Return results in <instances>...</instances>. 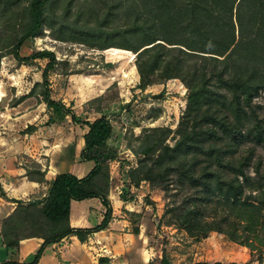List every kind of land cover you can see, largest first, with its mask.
Masks as SVG:
<instances>
[{"label":"trees","instance_id":"1","mask_svg":"<svg viewBox=\"0 0 264 264\" xmlns=\"http://www.w3.org/2000/svg\"><path fill=\"white\" fill-rule=\"evenodd\" d=\"M46 31L58 42L101 52H132L142 91L170 80L181 81L188 90L174 145L167 144L170 129L149 130L140 148L132 151L138 158L136 168L123 171L121 198L143 182L165 191L176 184L187 189L183 206L171 211L179 229L197 240L219 233L251 253L262 252L264 158L255 156V147L244 145L264 148V126L256 111L261 107L253 103L264 92V0H84L81 5L75 0H0V66L8 55L23 63L48 60L42 82L29 96L56 108L60 119L70 116L87 129L80 160L94 162L82 179L71 173L57 175L48 183L43 202L9 200L0 182V198L17 204L2 223L5 249H17L26 239H44L31 261L0 264H38L49 244L70 236L85 242L112 219L110 175L104 165L113 125L100 109V118L82 122L52 98L50 75L66 61L48 50L21 56L24 43ZM35 166L25 177L46 183L45 171ZM93 198L106 208L102 223L93 229L71 228L72 202ZM57 223L64 232L49 239ZM131 223L138 236L140 225ZM161 264L171 263L163 256Z\"/></svg>","mask_w":264,"mask_h":264},{"label":"rangeland","instance_id":"2","mask_svg":"<svg viewBox=\"0 0 264 264\" xmlns=\"http://www.w3.org/2000/svg\"><path fill=\"white\" fill-rule=\"evenodd\" d=\"M83 3L84 0H75L76 5ZM49 33L46 31L40 38L28 39L21 49V56L26 58L43 50L53 52L59 61H66L67 64L60 65L59 71L50 75L52 98L70 109L82 122H93L100 118L99 109L108 116L114 133L105 150L108 160L104 168L110 175L111 187L116 194L123 171L125 173L130 168H136L138 158L132 151L140 148L141 139L149 134V130L170 129L172 135L167 144L174 145L175 132L186 109L188 90L181 81L170 80L142 91L138 88L140 76L132 52L115 48L103 52L92 50L80 44L55 41ZM47 64L48 60L42 59L18 62L11 55L1 61L0 176L10 175L9 171L16 169H23L25 173L27 170L34 172L35 164L47 176L51 160L58 159V155L75 153L87 132L82 124L73 123L70 116L62 120L56 108H48L39 98L29 96L34 85L42 82V73ZM154 95L163 97L155 99ZM253 103L255 107H261L256 111L264 126V92ZM155 114H159V118H155ZM52 117L54 121L50 123ZM244 146V149L255 147V156L264 158L262 146L255 143ZM77 167L88 173L94 167V162L82 161ZM20 179H15L13 185H16H12L17 189L13 194L15 198L7 196L9 200L24 203L45 200L42 188L31 192L27 183ZM48 183L46 180L44 184ZM186 191L176 184L165 191L143 182L138 188L131 187L123 199L129 201L134 210L132 213H139L138 216H130L127 210L124 212L130 222L132 220L138 225L144 218L142 228L151 237L150 243L171 264H215L229 259L242 264L246 254L250 257L248 264H264V250L251 253L248 248L230 242L219 233H211L209 237L197 240L179 229L175 214L171 211L183 206V193ZM7 202L6 208L0 210V231L4 221L3 212L11 215L17 208V204ZM260 258L263 259L262 263H259Z\"/></svg>","mask_w":264,"mask_h":264},{"label":"crops","instance_id":"3","mask_svg":"<svg viewBox=\"0 0 264 264\" xmlns=\"http://www.w3.org/2000/svg\"><path fill=\"white\" fill-rule=\"evenodd\" d=\"M83 147L84 140H82L79 149L77 148L75 150V153H67L66 156L64 154V156L58 155V159H52L49 165L50 171L46 176L47 182L53 181L59 174L71 173L80 179L87 176L89 172L84 173L77 167V164L82 162L80 160V154ZM9 174L0 176V182L2 184L5 183L4 187L9 198H15L13 194L17 189H14L13 186L16 184L13 185V183L17 177H20L23 183H27L26 186L30 191L42 188L44 190L43 196H46L48 184L40 185L27 181V178L24 176L26 173L23 169L10 170ZM121 178V185L117 186L119 192L114 194V189L111 187L108 195V200L113 209L112 219L108 226L104 230L89 236L85 242H81L76 236H70L49 244L46 246L38 264H161L162 256L152 246L150 243L151 237L142 228L144 218L141 219L139 235L135 236L132 233L133 225L124 210L131 213L134 210L131 208L129 201H123L121 198L125 186V178L123 176ZM121 188L122 190H120ZM0 201L2 202L0 203V210L6 208V204H9L7 200L2 198H0ZM105 213L106 208L99 198L82 202L73 201L71 205L70 227L74 229H93L102 223ZM2 215V220H4L9 216V213L3 212ZM63 232L64 226L62 224H54L49 233V239ZM43 243L44 239L30 238L21 241L17 249L6 250L0 238V263H27L31 261ZM242 249L247 250L246 248ZM248 262H250V257L246 254L242 264H248ZM222 263L239 264L234 259H229Z\"/></svg>","mask_w":264,"mask_h":264},{"label":"water","instance_id":"4","mask_svg":"<svg viewBox=\"0 0 264 264\" xmlns=\"http://www.w3.org/2000/svg\"><path fill=\"white\" fill-rule=\"evenodd\" d=\"M163 97V95H154L155 99H161Z\"/></svg>","mask_w":264,"mask_h":264}]
</instances>
